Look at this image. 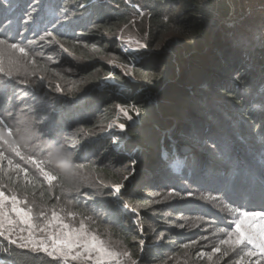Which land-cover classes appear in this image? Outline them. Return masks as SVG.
<instances>
[{"label": "trees", "instance_id": "obj_1", "mask_svg": "<svg viewBox=\"0 0 264 264\" xmlns=\"http://www.w3.org/2000/svg\"><path fill=\"white\" fill-rule=\"evenodd\" d=\"M106 1L102 5L93 0H0V7L5 18L15 19V22L20 11L36 9L42 22L35 32L43 33L47 27L53 31V25L64 21L61 32H54L60 41L71 45L73 38L103 52L116 53L123 62H127V56L118 49L116 32L122 24L135 21L139 13L144 12L142 17H147L149 25L144 30L140 24L137 27L153 54L133 61V76L119 74L116 82L118 87L124 88L119 95L115 93L118 87L105 88L99 79L95 80L102 71L111 73V68L96 63L87 67L72 64L78 71L76 77L84 78V81L70 97L63 99L60 94L61 97L55 100L60 125L52 136L59 140L67 137L72 141L74 129L78 126L86 129L89 137L86 136V143L76 147L74 162L83 159L88 170L95 164L96 172L106 183H121L123 175L130 169L140 172L145 168L143 177L135 180L133 186L126 187L123 199L124 203L139 210L146 236L137 232L133 222L118 208L119 202L110 199L107 211L114 213L118 237L131 250L134 259L141 264L160 263L187 241L184 232L171 226L186 215V210L174 211L173 207L186 208L180 203L150 206L154 188L166 187L171 177L192 184V170H198L209 158L212 161L210 169L220 173L216 175L222 180V190L230 181L240 180L236 178L239 169H248L264 178V43L254 53L244 52V48L236 46L238 41L231 34L228 36L231 30L225 25L215 30L214 17L222 19L230 15L227 0ZM168 8L177 11L172 14ZM46 10L53 11L51 16L47 17ZM168 29H174L179 43L172 45L171 50H155ZM33 31L30 30L25 39L29 40ZM76 31L78 36H74ZM148 90L157 95L155 102L150 100ZM41 91L43 94L46 90ZM116 104L133 105L141 110L140 124L127 128L131 139L128 148L133 150L130 154L123 148L115 149L112 139L103 136L107 124L114 118L112 105ZM155 127L164 133L152 132ZM164 130H169L170 137L179 145L173 146ZM123 146L127 149L126 142ZM163 150L170 155L174 150L178 151L183 161L178 172L168 166L161 154ZM133 160L137 161L135 165ZM217 161L225 169L219 170ZM153 172L162 175L154 186L148 184ZM147 197L149 199H144ZM237 198L239 204L253 203L246 192ZM89 202L94 203L95 208L104 207L94 194L90 195ZM243 209L247 210L248 206ZM200 214V210L192 213L193 216ZM168 232L170 234H166ZM160 233L168 236H164L162 242H155ZM141 239L145 240L142 250ZM4 247L11 253L0 251L1 264H62L41 253L17 249L0 238V249Z\"/></svg>", "mask_w": 264, "mask_h": 264}, {"label": "rangeland", "instance_id": "obj_2", "mask_svg": "<svg viewBox=\"0 0 264 264\" xmlns=\"http://www.w3.org/2000/svg\"><path fill=\"white\" fill-rule=\"evenodd\" d=\"M93 1L102 5L107 3L106 0ZM227 3L230 7V15L227 18L222 19H219V17L217 16L214 17V20L212 21L213 27L216 30L225 25V28L231 30L229 31V33L227 32L228 36L229 34H231V37L234 40L238 41L236 46L241 47L242 49L244 48V52L254 53L256 48H259L260 45L264 43V0H227ZM0 9L2 11V13L0 14V38H6L9 40L10 43H21L22 46L26 47L30 51V54L34 58H36L40 63L47 65L48 69L52 70L48 73L49 78L44 81L41 87V90L45 88L46 91L42 94V91L40 90V96L38 98L40 103V112L36 115L39 119L42 120V132L50 131L51 134H56L55 132L60 125L57 123L60 114L56 104L57 101L55 100H57V98L61 96L63 97V99H65L66 97H70L72 94L75 93V91L80 87V85H82L84 81V78L76 77L78 71L72 67V64H78L83 66L86 65L87 67L91 65V63H96V65L100 64L104 65L105 67L111 68V76H109V73L106 74L102 71L100 72V74L96 75L95 80L99 79V83L101 82V84L105 88H114L119 86V84L116 82V78L119 76V74L124 75V73L120 67L110 64L108 62L109 60L115 59L117 65L128 64L132 66L133 61H140L144 59L146 55L151 56L154 52L153 50L149 49H142L139 52H133L128 49V41L130 38L141 39L142 41H144L138 31L137 26L140 24V27L143 30L146 29L149 25V21L146 20L147 17L139 16L137 19H135V21L131 20L128 23L122 24L119 27L118 32H116L117 34L115 42L119 45L118 49L120 50V52L127 56V62H123L116 56V53H110L109 51L103 52L102 49H99L96 46L82 44L79 41H75L73 38L71 39V45L60 41L59 36H57V34L54 32H61L60 29L64 26V21H60L59 23L53 25V31L50 30L51 28L47 27L44 28V30L42 31L43 33H40L39 30L35 32L38 27L40 28L42 22L41 15L35 13L36 9H32L29 12H27L25 9L20 11V15L18 16L16 22L15 19L10 21L9 19L5 18L3 8L0 7ZM168 9H170V13L172 14L177 11V9ZM52 12L53 11L51 10H46L47 17L51 16ZM29 14L32 17L31 20L28 19ZM125 25H127L126 28L124 27ZM122 28L124 29L123 32L120 31ZM22 29L23 31H21ZM30 30L34 31L32 32V35L29 40H27V38L25 39V37H28L27 35L29 34L28 32H30ZM48 30L53 33V36L56 37V39L59 41V44L64 45V48L67 49V51L61 49L59 44L57 43H48V39L51 38H48L42 42L39 41V36L44 35V33L48 32ZM173 30L171 31V29H168V31L165 32L160 45H158L155 50H171L172 45L179 43L178 36L173 32ZM70 33H72V31H70ZM74 34V36H78L79 32L76 31L74 32ZM31 40H37L38 43H28ZM55 73H59V75H55ZM57 83L62 89L61 92H57L55 89ZM123 89L124 88L122 87H118L115 93L119 95ZM23 90L24 86L16 84L15 82L9 84L6 89L3 86H0V118H6L9 112L19 110L22 107H25V110H27L26 106L30 107L35 103V101H33L31 97L24 96ZM149 91L150 90H148L147 92L149 94L150 100L155 102L157 100V95H155V92L153 94L149 93ZM244 94L248 95V92L245 91ZM117 105H120L125 108L128 111V114L133 117V119L129 121L126 117H124V115L117 109ZM135 108L136 107H134L133 105H112V110L115 115L114 118L107 124L106 132L103 133L104 137H110L112 139V145L115 149L123 148V150H127V153L129 154L132 153L133 150L128 148V142L131 139L127 133V128L128 126H138L140 124V118L134 112ZM8 122L11 123V121ZM110 123H115L117 126L109 129L108 125ZM120 123H123L125 125V129L123 131H121L118 127V124ZM145 129L149 130V128ZM156 131L164 133L159 127H155V130L152 132L155 133ZM165 132V135H167L169 141L173 142V146L174 144L179 145L177 140L174 141V139L170 137L172 136V133L169 130H166ZM74 133L75 136L73 140L69 141L70 145L74 144L76 145V147H78L80 143H86V136L89 137L88 135H86L89 134V132L86 133V129H83L78 126L76 130L74 129ZM78 136H81L80 138L82 139H79ZM114 140L116 141V143H113ZM124 142H126L127 144V149H124ZM161 154H163L164 160L168 163V166L172 168L174 172H178L179 169L183 166V161L180 160L178 151L174 150L170 155L168 152L163 150ZM12 158L14 162L20 163L22 167H27L31 174L38 178L40 184H42L44 188H47V184L43 181V177L39 176L38 171L32 165L25 164V162L19 160V158L15 157L14 155H12ZM82 162L83 159H80L79 162L75 163L79 164ZM211 163L212 161L209 158L208 160L203 161V163L200 164L198 170H192V184L183 183L182 181L177 179V177H171L172 179H169V183H167L166 187L159 186L153 189V195L151 196H153L154 199L150 206L171 203L172 206L175 205V203L183 204V208L186 209H177L173 207L172 210H186V215L178 219L177 222L171 224V226L173 229L178 230L180 233L184 232V236H188L186 239L187 241L183 244L188 243L192 240L198 242L191 249L187 250L186 255L184 254V250L180 247V249L178 250L175 249L176 252L174 251V253L170 254L163 262L154 264H208V261L206 259L198 258L196 253L201 250L210 251L211 247H213L218 242L217 236H214L213 233L216 232L217 228L226 227L229 223H231L232 217L226 210L228 207L234 208L239 206L242 208V210H245L243 208L248 206L247 210L250 211L264 210L263 176L261 178V175L259 173H250L248 169H239L240 171L238 170L239 172L236 174V178L240 180L232 182L230 181V183H227V185L225 186V189L222 190V180L216 175L220 173L210 169ZM216 165L219 170L225 169V166L220 164L219 161L216 162ZM5 167H7L6 161ZM144 169L140 172H137V170L135 169L134 175L131 176L128 181H123L125 187L121 189V193L119 194L118 198L112 197L110 195L102 196L100 195L101 190L98 188L85 186L81 189V193L78 197L79 205L76 210L85 211L87 209L85 214L91 215L95 219V223H90V227L93 230L100 233L101 235H104L105 229L110 228L111 239L114 242L120 240L116 230L117 220L114 217V213L107 211V202L111 199L119 202L118 208H120V210L125 214V216L128 217L131 222H133L135 228L137 229V232L142 237L146 236V229L143 223L141 222V214L139 210L135 207H131L128 204L127 205L129 206V209L135 208L137 211L131 212L130 210H126L124 208V205L126 203H124L123 199V192L126 187L130 185L133 186L132 184H134L135 180H138L143 177L145 171ZM131 171H133V169H130L128 172ZM127 173H125L124 175H126ZM120 174L122 173L120 172ZM161 177V173L153 172L149 177L148 184L154 186L157 180H161ZM261 180H263L262 183ZM236 185L243 187L242 189L244 190H242L241 188V190L237 189L238 187L236 188ZM5 191L6 194H9L7 193V190ZM40 191V188L36 189L37 198L39 197ZM103 191L105 193H110L112 189L105 188L103 189ZM169 191H172L177 195L169 196ZM242 192H246L252 197V204L247 203V205L245 203H237V197ZM188 193H191V195L189 196ZM91 194L95 195L97 201H102L104 203V207L102 206V209L95 208L93 206L94 203L89 202ZM49 195V204L51 205L56 203L55 197L61 195V193L58 188H54L51 194L46 193V197H49ZM203 197H215L217 199H209L208 201H205ZM61 199L63 202L64 197H62ZM144 199L149 198L147 197ZM260 202L262 203L260 204ZM185 204H192L194 206L193 208L195 209L190 208V205ZM260 206H263V208H261ZM197 210H200L201 214L198 216H193V211ZM165 213L168 216L171 215L169 211H165ZM180 225H184V227L181 228ZM151 229L153 228L151 227ZM164 234L165 233H160L159 237L155 239V242L159 243L164 241V236H168ZM166 234L170 233L168 232ZM40 253L47 256L46 253ZM236 259H238V255H232L230 256V258H225V261L218 260L216 264H225V262H227V264H234ZM137 262L138 264H141L139 260H137ZM70 264H79V262H70Z\"/></svg>", "mask_w": 264, "mask_h": 264}, {"label": "snow or ice", "instance_id": "obj_3", "mask_svg": "<svg viewBox=\"0 0 264 264\" xmlns=\"http://www.w3.org/2000/svg\"><path fill=\"white\" fill-rule=\"evenodd\" d=\"M139 15L143 16L144 12L141 11ZM28 19H32L30 14ZM124 27L126 28L127 25ZM120 31L123 32L124 29ZM46 39L50 44H59L51 31L39 36L40 42ZM28 43L36 44L38 41L31 40ZM59 46L67 51L63 44ZM147 48L148 44L141 39L130 38L128 41V49L133 52ZM108 62L120 67L125 76H133L131 65H117L115 59ZM50 71L52 70L34 58L21 43H10L8 39L0 38V86L6 89L9 84L15 82L24 86L25 97H31L35 101L32 106H26L27 110L22 107L9 112L6 118H0V238L17 249L46 253L54 260L61 261L62 264H70V262L138 264L123 240L114 242L111 239L110 228H106L104 235H101L90 227V223H95V219L85 214L87 209L76 210L79 205L78 197L83 187L98 188L101 190L100 195L118 198L121 189L125 187L123 181H128L134 175L135 169L123 175L121 183L112 184L105 183L99 178L95 164L88 170L84 164L75 163L80 176L74 187H68L61 184L60 177L50 165L47 154L52 145L64 143L65 147L71 148L74 157L76 150V145L69 144V138L59 140L52 136L50 131L42 132V120L36 115L40 112L38 100L40 90L44 81L49 78ZM56 91H62L58 83ZM116 107L129 121L133 119L125 108L120 105ZM140 111L139 108L134 109L137 116L140 115ZM116 126L115 123H110L108 128ZM118 127L121 131L125 129L123 123L118 124ZM21 139L25 142L20 143ZM113 143L116 141L114 140ZM12 155L25 164L32 165L39 176L43 177L47 188L40 184L38 178L33 176L27 167L14 162ZM5 161L7 167H5ZM136 163V160L132 161L133 165ZM37 188L41 189L38 198ZM54 188H58L61 195L56 196V203L50 205V195L46 197V193L51 194ZM105 188H111L112 191L105 193L103 191ZM5 190L9 194H6ZM168 195L177 194L169 191ZM188 195L190 196L191 193ZM62 197H64L63 202ZM203 199L208 201L217 198L203 197ZM124 208L131 212L137 211L135 208L129 209L127 204ZM226 210L232 217L231 223L226 227L217 228L213 235L217 236L218 242L211 247L210 251L197 252V257L206 259L208 264H216L218 260L225 261V258L238 255L234 264H264V210H242L239 206L228 207ZM180 227L183 228L184 225ZM197 243L192 240L183 244L181 248L184 254L186 255L187 250ZM139 245L142 250L145 240H139ZM0 251L11 253L8 247Z\"/></svg>", "mask_w": 264, "mask_h": 264}, {"label": "clouds", "instance_id": "obj_4", "mask_svg": "<svg viewBox=\"0 0 264 264\" xmlns=\"http://www.w3.org/2000/svg\"><path fill=\"white\" fill-rule=\"evenodd\" d=\"M19 142L24 143L25 141L21 139ZM47 158L52 169L60 177L61 184L74 187L80 176L74 162V153L65 147L64 143H56L49 148Z\"/></svg>", "mask_w": 264, "mask_h": 264}, {"label": "water", "instance_id": "obj_5", "mask_svg": "<svg viewBox=\"0 0 264 264\" xmlns=\"http://www.w3.org/2000/svg\"><path fill=\"white\" fill-rule=\"evenodd\" d=\"M213 38H214V36H213Z\"/></svg>", "mask_w": 264, "mask_h": 264}]
</instances>
